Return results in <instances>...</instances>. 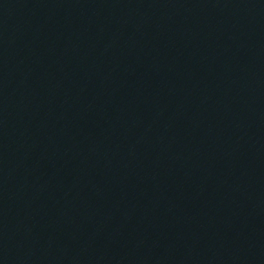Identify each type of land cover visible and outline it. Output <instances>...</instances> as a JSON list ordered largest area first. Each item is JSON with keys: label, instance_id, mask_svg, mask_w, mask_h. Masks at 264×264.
<instances>
[{"label": "water", "instance_id": "water-1", "mask_svg": "<svg viewBox=\"0 0 264 264\" xmlns=\"http://www.w3.org/2000/svg\"><path fill=\"white\" fill-rule=\"evenodd\" d=\"M36 264H264V0H96Z\"/></svg>", "mask_w": 264, "mask_h": 264}]
</instances>
